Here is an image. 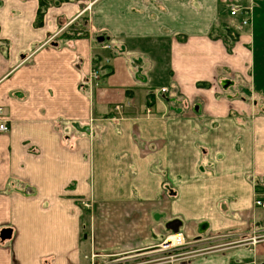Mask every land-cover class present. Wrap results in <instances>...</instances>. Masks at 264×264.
<instances>
[{
  "label": "crops",
  "instance_id": "0c3cea01",
  "mask_svg": "<svg viewBox=\"0 0 264 264\" xmlns=\"http://www.w3.org/2000/svg\"><path fill=\"white\" fill-rule=\"evenodd\" d=\"M89 2L0 0V264H264V0Z\"/></svg>",
  "mask_w": 264,
  "mask_h": 264
},
{
  "label": "built area",
  "instance_id": "2783aa9c",
  "mask_svg": "<svg viewBox=\"0 0 264 264\" xmlns=\"http://www.w3.org/2000/svg\"><path fill=\"white\" fill-rule=\"evenodd\" d=\"M96 0H90L88 6ZM226 6L228 7V13L229 15L233 17H240L239 21L240 23L237 24L238 26L247 24L251 20V14H252V6H253V0H227ZM100 47L102 48H110L111 44L108 42H101ZM91 76L97 77L98 73L96 71H91ZM159 93L163 94L167 92V87L163 86L159 89ZM130 102L127 101V104ZM121 104H116L114 106L115 110L121 109ZM1 111V108H0ZM146 112H150V108H146ZM8 126L5 121L0 119V133L7 132ZM253 202L255 206L264 207V193L263 195H259L258 193L255 194L253 198ZM170 236H174L173 238H170ZM261 238L260 235H257L256 233H252L250 237H248V242L250 244L256 243ZM184 244V237L180 232H175L172 234H168L161 242L157 243L155 245V249L160 252H167L170 255H166L164 260L173 261L177 254L172 252H175V250H178L182 245Z\"/></svg>",
  "mask_w": 264,
  "mask_h": 264
},
{
  "label": "rangeland",
  "instance_id": "374dc122",
  "mask_svg": "<svg viewBox=\"0 0 264 264\" xmlns=\"http://www.w3.org/2000/svg\"><path fill=\"white\" fill-rule=\"evenodd\" d=\"M225 2L227 1V0H224ZM253 4H254V0H253ZM221 7H222V10L224 11V10H226V15H227V13H228V7H225L224 6V4H223V2H221ZM228 15H229V13H228ZM230 17H233V16H231V15H229ZM228 17V16H227ZM221 22H223V21H221ZM225 26H228L226 23H223V24H220V26H217L216 27V29H213V34H215L216 33V36H218L220 33H226L225 35H224V37H225V39L224 40H227V44L228 45H231V43L233 42V40H234V38H233V36H231V35H229L228 33H229V28H227V27H225ZM222 27V28H221ZM237 28H239V27H237ZM102 51H105V54L103 55V57L104 58H107L108 59V62L106 63V65H108L109 63H111V60H112V58H113V55H112V52H110V50L109 49H104V50H102ZM102 77V76H101ZM157 78L158 79H161V78H164L163 76H161V77H159L158 75H157ZM163 80V79H162ZM164 82H165V80H163ZM156 82H158V81H156ZM149 86H152V87H150V90L151 91H153V92H157V90H158V88H159V84L158 83H154V85L152 84V85H149ZM260 187L261 188H264V183L262 182V183H260ZM256 188V187H255ZM255 191H257V189L255 190ZM257 207H260V206H257ZM260 210H263L264 211V207H261L260 208ZM172 233H175V232H171V233H169V234H172ZM263 234H264V232H262ZM263 234H257V235H260L261 236V238L264 236ZM168 235V234H167ZM166 235V236H167ZM165 236V237H166ZM164 237V238H165ZM163 238V239H164ZM162 239V240H163ZM161 240V241H162ZM160 241V242H161ZM155 249V248H154ZM148 251V250H147ZM161 253V252H160ZM165 253H166V255H170L169 253H167L166 251H165ZM172 254H174V252H172ZM111 258L112 257H110V256H107V257H101L98 261H99V263L100 264H108L109 263V261L111 260ZM166 262H170V261H167V260H165Z\"/></svg>",
  "mask_w": 264,
  "mask_h": 264
},
{
  "label": "trees",
  "instance_id": "16d2710c",
  "mask_svg": "<svg viewBox=\"0 0 264 264\" xmlns=\"http://www.w3.org/2000/svg\"><path fill=\"white\" fill-rule=\"evenodd\" d=\"M41 16H42V13H41V10H39V13H38V16H37V19H36L35 24H38V23L41 22ZM229 30H230V28H229ZM228 34L231 35V36H233V37H234V35H235V33H234V34L231 33V30L229 31ZM225 44H226V46H227V49H230L229 45L227 44V41H225Z\"/></svg>",
  "mask_w": 264,
  "mask_h": 264
},
{
  "label": "water",
  "instance_id": "95a60500",
  "mask_svg": "<svg viewBox=\"0 0 264 264\" xmlns=\"http://www.w3.org/2000/svg\"><path fill=\"white\" fill-rule=\"evenodd\" d=\"M171 224H175V222H173ZM174 230H175V227H174ZM1 235H2V237L9 236V230L8 229H3Z\"/></svg>",
  "mask_w": 264,
  "mask_h": 264
},
{
  "label": "bare ground",
  "instance_id": "6f19581e",
  "mask_svg": "<svg viewBox=\"0 0 264 264\" xmlns=\"http://www.w3.org/2000/svg\"><path fill=\"white\" fill-rule=\"evenodd\" d=\"M140 60V59H139ZM174 236H170V238H173Z\"/></svg>",
  "mask_w": 264,
  "mask_h": 264
}]
</instances>
